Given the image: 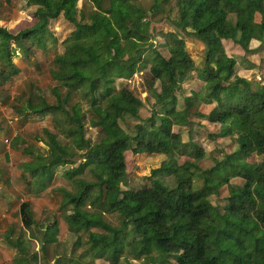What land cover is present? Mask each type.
Segmentation results:
<instances>
[{
    "label": "trees",
    "instance_id": "trees-1",
    "mask_svg": "<svg viewBox=\"0 0 264 264\" xmlns=\"http://www.w3.org/2000/svg\"><path fill=\"white\" fill-rule=\"evenodd\" d=\"M25 1L37 8L0 16V87L16 79L31 54L46 49L47 39L58 41L50 22L63 14L74 29L63 40L65 51L55 56L54 74L79 95L73 102L50 104L34 87L8 98L18 117L50 122L65 139L45 129L42 141L48 155L34 153L22 165L29 178H36L27 182V194H41L56 178V168L74 163L77 156L85 170L73 177L76 193L60 189V217L53 214L36 229L28 223L29 235L41 250L59 241L66 228L76 235L82 258H89L86 264H264V83L252 86L237 75L236 64L249 69L257 65L224 45L234 40L247 52L252 38L264 41V0H175L176 18L165 9L171 0H155L153 12L163 13L158 19L136 0H109L107 12L92 14L89 23L77 17L79 0ZM90 1L100 7L101 0ZM232 13L235 23L229 19ZM167 22L174 31L162 29ZM189 28L208 52L205 67L196 73L202 83H193L181 106L180 90L193 61L178 31ZM143 69L154 77V100L146 119L131 133L119 119L139 117L149 95L140 99L128 87L118 88L116 80L130 79ZM85 105L105 111L115 131L112 140L88 149ZM202 106L210 109L202 111ZM193 114L203 119L198 122L208 129V139L226 144L222 157H212L196 141ZM174 125L183 129L176 131ZM17 140L12 151L31 153L17 146ZM141 153L156 164L145 187L125 191L122 184L139 168L136 155ZM254 155L258 161L250 162ZM202 161L211 165L204 168ZM73 171L65 174L72 178ZM195 176L202 180L197 189ZM22 211L24 221L31 220L26 203ZM114 213L119 225L104 217ZM7 242L18 250L10 264H36V253H28L17 241Z\"/></svg>",
    "mask_w": 264,
    "mask_h": 264
},
{
    "label": "rangeland",
    "instance_id": "rangeland-1",
    "mask_svg": "<svg viewBox=\"0 0 264 264\" xmlns=\"http://www.w3.org/2000/svg\"><path fill=\"white\" fill-rule=\"evenodd\" d=\"M136 3L146 9L153 19H158L163 15L161 11L153 12L155 7V0H136ZM1 10L0 15L3 18L14 17L17 12L33 11L35 6H28L25 0H11L10 4H6L5 0H0ZM109 8V0H101L100 7L95 6L90 0H79L77 5V17L79 21L89 23L91 15L99 11L107 12ZM168 15L172 18L178 16L175 0H171L165 5ZM229 19L235 23L236 15L229 14ZM50 28L57 37L56 43H51L47 39L46 49L40 52V55L31 54L30 61L26 64L23 70L16 76L14 81L8 85L0 87V123L3 119L14 120L12 122L19 123L21 120H15L16 114L10 108L8 98L16 94H27L32 91L34 87L40 89V92L50 104L57 103L60 99H66L73 102L79 99L77 92L72 91L65 87L55 77V56L65 51L64 38L74 29V25L68 22L63 14L55 20L50 22ZM164 31L173 30L174 28L170 23H165L162 26ZM191 29L185 31H178L181 38L185 40V47L189 57L193 61V68L188 72L186 79L182 83L180 96L178 99L179 105L183 106L185 101L184 97L191 94L193 83L198 81L196 73L205 67L208 47L205 43L191 33ZM240 33L237 31L236 38ZM249 51L245 52L244 48L235 43L234 40L225 41V47L229 53H240L250 61H254L257 65L255 68H247L241 63L235 65V73L239 76L245 77L252 82V86L258 83H264V41H259L256 37L249 40ZM199 82V81H198ZM154 77L148 69L137 71L132 78H120L116 80L118 88L128 87L134 95L140 99H144L149 95L146 100V107L142 108L139 117L124 116L119 119V124L128 132H133L136 123L143 121L148 116V109L152 106L154 100V93L152 91V84ZM199 83H202L201 81ZM196 108L193 107L192 110ZM202 111H208L209 106H202ZM86 113L85 130L86 138L88 141V149L99 143H107L115 135V131L106 118L105 111L94 110L84 106ZM162 111V110H160ZM191 118L196 121L191 127V133L196 141L205 146L207 153L212 157H222V147L226 144L219 141L214 142L207 138L208 129L198 121H202L198 115L193 114ZM25 119V118H22ZM207 123L206 121H203ZM13 123L11 126L18 129L19 124ZM24 129L18 130L16 137L18 140L16 145L20 148H27L31 153H21L12 151L7 147L10 141V135L0 137V264H10L11 260L18 253L15 247L8 244V240L12 242L17 241V245L26 249L28 253L37 254L36 264H86L89 258H82V248L75 246L76 235L73 232L64 229L61 233L59 241L49 243L45 250H41L40 243L32 239L27 230L28 223L36 229L38 226H44L53 214L61 216L58 210L61 196L60 189H66L71 193H76L77 183L73 179L74 176L82 175L85 173L84 168L80 165V156L73 159L74 163H69L66 166H58L56 168L57 176L54 181L49 183V186L39 195H30L28 193V181H35L34 178H29L23 169L22 165L25 162H30L33 159L34 153H43L48 155L49 148L44 144L42 139L47 138L45 129L50 130L52 133L58 134L57 129L50 122L39 121L34 118H26L21 127ZM183 129L180 125H174V130L179 131ZM10 133V132H9ZM58 140H64L63 136L57 135ZM8 139V142L6 141ZM78 152H84V149H75ZM70 151H74L70 146ZM44 155V156H45ZM139 163V168L136 169L130 176H128L122 187L125 191L143 188L148 183V177L151 174V166L156 164L155 161H150L149 154L141 153L136 155ZM259 156L254 155L249 158L250 162L258 161ZM211 164L201 162L202 167H208ZM74 169L69 178L65 174V170ZM202 185V180L199 176H195L193 180V187L195 189ZM17 204H13L14 200ZM217 201L216 196H213V203ZM26 203L28 209L31 211V220L24 221L22 205ZM105 219L113 224L119 225V216L114 214H105ZM10 231L7 235V231ZM93 264H103L102 260H96ZM145 264H155L148 263ZM160 264H167L166 262Z\"/></svg>",
    "mask_w": 264,
    "mask_h": 264
},
{
    "label": "crops",
    "instance_id": "crops-1",
    "mask_svg": "<svg viewBox=\"0 0 264 264\" xmlns=\"http://www.w3.org/2000/svg\"><path fill=\"white\" fill-rule=\"evenodd\" d=\"M28 5V4H27ZM28 6H35L36 8H37V6L36 5H28ZM35 8V9H36ZM34 9V10H35ZM33 10V11H34ZM1 16V15H0ZM261 42V41H260ZM250 44V43H249ZM249 49H250V46H249ZM32 59H34V57H32ZM120 79V78H119ZM47 101V100H46ZM49 103V102H48ZM0 104H1V102H0ZM52 104H55V103H52ZM1 108V107H0ZM30 117H28V119H29ZM14 119L15 120H21L19 123H17V122H12V121H14V120H7V119H3L2 120V123H0V137H2V136H7V134H8V136L11 138L10 139V141H9V145H7V147L9 148V149H11V145H12V143H13V141H14V138L16 137V132L18 131V130H21V129H24V126L23 127H21V125L24 123V121H25V119H22V117H18L17 115H16V117H14ZM13 123H17V124H19L18 126H20V127H18V129H15V128H13V126H11V124H13ZM10 132V133H9ZM7 142H8V139H7ZM1 183V182H0Z\"/></svg>",
    "mask_w": 264,
    "mask_h": 264
},
{
    "label": "built area",
    "instance_id": "built-area-1",
    "mask_svg": "<svg viewBox=\"0 0 264 264\" xmlns=\"http://www.w3.org/2000/svg\"><path fill=\"white\" fill-rule=\"evenodd\" d=\"M6 141H7V139H6Z\"/></svg>",
    "mask_w": 264,
    "mask_h": 264
}]
</instances>
